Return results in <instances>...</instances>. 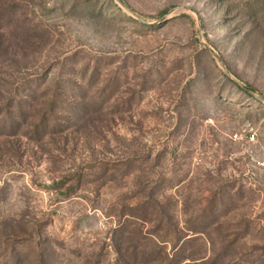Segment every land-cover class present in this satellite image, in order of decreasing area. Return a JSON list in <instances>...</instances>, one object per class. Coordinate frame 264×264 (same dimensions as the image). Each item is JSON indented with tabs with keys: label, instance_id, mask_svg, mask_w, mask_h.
Instances as JSON below:
<instances>
[{
	"label": "rangeland",
	"instance_id": "rangeland-1",
	"mask_svg": "<svg viewBox=\"0 0 264 264\" xmlns=\"http://www.w3.org/2000/svg\"><path fill=\"white\" fill-rule=\"evenodd\" d=\"M0 264H264V0H0Z\"/></svg>",
	"mask_w": 264,
	"mask_h": 264
},
{
	"label": "trees",
	"instance_id": "trees-1",
	"mask_svg": "<svg viewBox=\"0 0 264 264\" xmlns=\"http://www.w3.org/2000/svg\"><path fill=\"white\" fill-rule=\"evenodd\" d=\"M242 90H243L245 93H247V94H251V92L254 91L251 87L242 88Z\"/></svg>",
	"mask_w": 264,
	"mask_h": 264
}]
</instances>
